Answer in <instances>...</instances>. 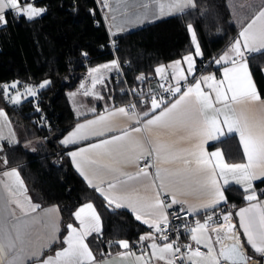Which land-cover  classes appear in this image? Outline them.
Listing matches in <instances>:
<instances>
[{"label": "snow or ice", "instance_id": "snow-or-ice-1", "mask_svg": "<svg viewBox=\"0 0 264 264\" xmlns=\"http://www.w3.org/2000/svg\"><path fill=\"white\" fill-rule=\"evenodd\" d=\"M116 5L115 8H111L113 21H116L118 16L125 20H140L155 18L157 14L162 16L166 11L168 14H172L173 10L183 14L184 10L189 7H195V0H171L167 6L164 3H159L158 9L150 8L149 3L144 0H140V2L137 0H116ZM102 7L110 8L109 0H102ZM46 11V8L36 6V0H0V28L9 23V14L15 18L23 16L31 21ZM187 27L194 51L183 56L182 60L178 59L168 65L172 68L171 80L174 83L167 87L163 84L160 85L168 93V96L175 97L179 94L178 99L172 102L168 100L167 96L144 97L141 94L138 103L121 106L114 109L109 115H99L96 119L78 123L75 129L60 143L68 147L90 137L104 136L106 132L113 130L111 115L118 113L127 117L134 122V127L123 129L121 134L103 139L99 143H92L87 147H80L67 153L89 187H94L97 192L101 193L109 206L115 203L116 207H128L134 213L136 220L153 229V232L142 235L139 243L143 245L145 241H150L146 247L152 249L151 257L158 261H164V264H176L177 259L180 264H185V260L188 261V264H222V261L228 262V264H246L250 258L245 256L241 250L243 245L240 243L236 225L231 223L233 215L231 212L223 213V223H217L215 227L211 228V231L217 233L215 239L217 244L222 243L223 238L233 239L236 243L228 247H221L217 253L211 236L204 234L209 229L208 222L213 220L215 214L208 210L217 209L221 204L227 203L221 181L223 185L233 181L242 187L245 194L244 199L249 202V206L241 208L235 213L239 217V229L243 230L247 244L253 251L264 257V203L259 201L253 183L258 179L264 180V121L257 124L251 123L243 112L238 113L232 106L245 101L260 100L247 69L244 54L257 43L261 48H264V7L239 33V38L234 41L230 52L214 60L217 65L230 64V66L223 67L222 79H217L214 74H207L201 75L200 78L193 79L191 82L188 81V76L195 77L196 58H202L203 53L196 30L191 24ZM116 28L117 31L123 30L119 25ZM83 55L86 56L87 53H83ZM103 67L107 69L109 65L105 64ZM111 67H118V62L112 61ZM155 71L163 75L165 67L159 66ZM91 72L99 73L100 69L93 68ZM101 78V76H95L92 79L93 88ZM137 79L143 80L144 77L141 75ZM50 83L49 80H45L38 86L25 85L23 92L18 90V81H14L10 85L5 83L0 85V96L13 105H18L22 102V98L37 96V88L43 89ZM84 87L82 84L81 88ZM12 90L17 91L13 94ZM89 94L88 89L85 88L84 95L88 96ZM132 94L137 95V90L133 89ZM97 98L103 99L98 94ZM141 106H143L142 110H140ZM37 110L39 111L38 106ZM0 118L7 121V115L3 110H0ZM178 127L186 129L188 133L187 136H180V141L194 139L196 142L192 148L182 149L176 153V158L181 159L184 164L182 170L173 173L167 169H156L155 179L159 180V187L153 199L149 200L128 194L107 195L102 186L93 183V179L97 178L101 169L116 171L117 169L112 167V164L135 162L138 165L140 160L153 155L157 162H166L173 154L172 145L164 142H142L132 133L151 131L153 128L173 130ZM233 133L239 137L243 155L247 160L246 163L226 162L219 149L207 151L205 148L209 141L219 140L221 137ZM3 139V135H0V140ZM0 150H2V145H0ZM102 157H108L112 164H102L99 159ZM3 162L6 165L7 159ZM193 164L195 167H190ZM150 166V164L145 165L146 168ZM86 168L92 171L91 177L85 171ZM141 174L149 175L147 171L138 172L135 175L138 177ZM3 175L15 178L17 190L14 191L10 185L6 184L4 189L8 199L5 200L4 194H0V264H24L25 221L9 222L11 223L9 228L4 223L5 214L10 212L9 204H15L25 215L29 211L36 212L38 206L30 204L29 208L25 209L24 204L21 203L18 193L23 191L24 185L18 171H6ZM121 175L125 179L119 180V183H126L127 180L135 178L124 173ZM193 176L198 178L196 183L199 190H202L207 196L206 201L200 206L205 210V222L201 223L197 220L195 226L184 225L183 227L190 233L191 239L197 246L203 243V246L207 248V253L201 252L199 247L193 250L190 245H185L184 247L189 250L186 255L181 252V247L175 240L169 241L168 234L165 232L169 226L166 209L180 203L176 197L178 194H183L184 188L191 182ZM152 186L157 187L155 182ZM116 187L117 183L115 182L107 184L109 190ZM169 193H171L170 202L162 198ZM259 195H264V190ZM192 211L189 209L188 214H191ZM195 211H199V209ZM73 216L79 227L73 223L66 226L68 235L62 241L66 247L55 251L54 256L42 257V254H33L35 256L33 264H109L107 260L97 262L86 242L88 236L100 230V216L94 205L90 202L85 203L73 213ZM221 231H223L224 237H221ZM158 241H164V243L161 245ZM117 243L121 248L129 249L128 241L119 240ZM6 257L8 258L6 259ZM140 259L142 256L137 257V260ZM144 264H150V261H145Z\"/></svg>", "mask_w": 264, "mask_h": 264}, {"label": "trees", "instance_id": "trees-1", "mask_svg": "<svg viewBox=\"0 0 264 264\" xmlns=\"http://www.w3.org/2000/svg\"><path fill=\"white\" fill-rule=\"evenodd\" d=\"M228 2L195 0V7L183 14L161 18L117 35L119 41L114 52L106 46L109 33L102 16L101 0H36V6L47 9L40 17L29 21L23 16L8 15L9 23L0 28V85L12 81L32 86L45 80L51 83L38 88L37 96L18 105H9L0 96V109L5 110L13 124L25 130L27 140L33 141L30 145L20 143L7 148L0 154V163L3 169L18 171L32 201L40 206L58 207L60 242L47 253L63 245L66 226L76 224L74 211L87 202L94 205L102 224L99 233L87 237L96 257L118 250L119 240L131 243L146 233V227L130 213L110 208L73 169L67 155L70 147L60 144L61 137L78 120L69 94L77 89L89 68L111 60L122 68L131 92L137 90L135 97L148 92L146 83L157 79V67L168 69V65L194 51L189 24L196 30L203 53L196 61L197 71L211 70L214 60L238 38L239 30L231 21ZM263 66L264 53L249 58L252 76L259 84ZM141 75L144 79L138 80ZM113 77L112 86L107 90L109 105L125 104L128 97L113 84ZM42 114L49 120V131L40 117ZM214 146L221 149L226 162L244 160L234 135L217 141ZM255 187H264V180L255 183ZM223 192L227 199L224 205L234 210L246 202L243 190L235 185L224 187ZM223 206L215 210L221 211ZM247 252L261 260L260 255Z\"/></svg>", "mask_w": 264, "mask_h": 264}, {"label": "crops", "instance_id": "crops-1", "mask_svg": "<svg viewBox=\"0 0 264 264\" xmlns=\"http://www.w3.org/2000/svg\"><path fill=\"white\" fill-rule=\"evenodd\" d=\"M137 2H140V0H137ZM144 2L149 3L150 8L158 9L159 3H164L167 6L171 2V0H144ZM109 3H110V8L103 7L102 16H103L104 23L107 27L108 33L113 35V36H117V35L129 32V31H132L137 27H142L146 24L156 22L157 20H159L161 18L170 17V16H173V15L180 13L176 10H173L172 14H168L166 11L165 14L162 16L157 14V16L155 18L150 17V18H144V19H140V20H135V19L125 20L123 17L118 16L117 20L113 21L111 19V15H112L111 8H115L117 6L116 0H109ZM101 4H102V0H101ZM250 4H252V7L254 10L247 20H244L243 22L240 23L241 26H240V28H238V30H239L238 38H239V33L243 30V28L246 27L247 24L250 23L251 20L258 14L260 9L262 7H264V0H250L248 2V5H250ZM244 8L245 7H242L241 9H244ZM189 9H191V7L184 10V12L189 10ZM141 11H143V10L141 9ZM117 25H119L123 30L117 31V28H116ZM232 45L233 44H231L221 55L230 52V48ZM249 51L252 52L251 56L253 57V56L259 55L261 53H264V48H261L259 46V44L257 43L255 45H252L251 50H249ZM250 57L246 58L245 54H244V60L247 63V69L250 73L251 80L255 86V89H256L259 97H260V100L245 101V102H242L239 104H233L232 106L236 109V111L238 113L243 112V114L249 120V122L257 124V123L264 121V92H263L264 91V66L261 69V81H262V83L259 84V82H257L252 76V73H251V70L249 67V58ZM198 58L199 57L196 58V61ZM180 60H182V59H180ZM112 61H114V60L98 64V65L91 67L87 70L85 76L80 81L77 89L75 90L78 92H75V93L76 94L81 93L80 95L83 94V96H85L84 95L85 88L88 89L90 94L88 96H85V98H86L85 103L88 105V107L90 106L89 107L90 110L82 113L80 116H75L78 120L75 122L73 127L61 137L60 141L64 137H66L71 131H73L78 123H84L87 120L96 119L99 115H109V113L113 112L114 109L119 108L121 106H126L125 104L109 105V97H108L109 94H107V90L110 86H112L111 77L117 71V67L116 68L111 67ZM105 64H108L109 68H107V69L104 68L103 66ZM226 66H230V64H223L222 63L221 65H217L216 63H213L211 66V70H209L207 72H198L197 71V63H196V75H195V77L188 76V81L191 82L193 79H198V78H200L201 75H207V74H214L217 79H222L223 78L222 77L223 67H226ZM184 67H186V65H184ZM93 68H99L100 72L99 73H92L91 69H93ZM166 70H168V77L171 79L172 68L165 69V71ZM156 74H157V79L155 81L153 80V81L147 82L146 83L147 87H146L145 91H152V90L156 89L157 81L162 76V74H158V73H156ZM163 75H165V73ZM95 76H101L102 78L95 85V88H93L92 87V79ZM12 82H14V81H12ZM12 82H8L7 84L10 85ZM173 83H174V81H173ZM182 83H184V82H182ZM82 84L85 86L84 88H81ZM24 86L25 85H22L19 82L18 90L23 92ZM16 91L17 90H12V92H16ZM37 91H38V88H37ZM73 93H74V91H73ZM97 94L99 96H102L103 99L97 98ZM30 98H34V97H30ZM30 98H28V99H30ZM178 98H179V94H177V96H175L171 101L174 102V100L178 99ZM69 100H70V98H69ZM94 100L97 103V106H95V107H93V101ZM103 101L105 102V104H103ZM70 103H71V101H70ZM137 103H138V101H137ZM71 106H72V104H71ZM72 108H73V106H72ZM92 109H94V111H92ZM142 109H143V106H141L140 110H142ZM0 110H3V109H0ZM3 111L5 112V110H3ZM6 115H7V113H6ZM110 120H111V123L113 124V130L112 131L106 132L104 136L90 137L89 139L80 141L78 144L69 145L68 147H70V149L68 150V152L77 150L80 147H87L89 144H92V143H99L103 139L110 138L113 135L121 134V131L123 129L131 128V127L135 126L133 121H130L127 117H125L121 114H118V113H116L115 115H111ZM21 129H22L21 131L18 130V134H17V132L15 131V128H14V124L11 122L8 115H7V121H5L3 118H0V135H3V137H4L3 140H0V145H2V150H0V154L3 153L7 148H9L11 146L18 145L20 143L24 144V145H30L33 142L32 140H27L25 130L23 128H21ZM132 135L137 137L142 142L152 141V142L168 143L169 145H172V147H173V154L169 156V158L166 162H163V161L157 162V160L155 159V156L153 155L154 169L146 168V169L141 170V171L137 170V164L135 162H132V163H123L122 162L119 164H112L111 160L108 157L99 158L100 162L102 164H112V167H114L117 170L116 171H108L106 169H101L97 178L93 179V183L95 185L102 186L104 188L105 194H107V195H125V194H128V195H132L135 197H140V198H145V199L150 200V199L154 198L156 190L159 187V180L155 179L156 169L157 168H160L162 170L167 169L173 173L178 171V170H182L184 168V164H183L181 159L176 158V153H179V151L182 149L192 148L196 141L194 139H185L183 141H180L179 140L180 136H187L188 135L187 130L182 128V127H178L176 129H173V130L153 128L151 131L145 130V131H142L140 133H132ZM232 135L236 136V138L239 142V137L235 133L225 135L224 137H221L219 140H221L225 137H228V136H232ZM219 140L209 141L205 145L206 150L207 151H215V150L219 149L221 151L220 148H217L214 146V144ZM62 146H64V145H62ZM240 147H241V150L243 153V148L241 145H240ZM68 157L71 161L73 169L83 179V181L88 185L85 178L80 174V172L77 171L76 167L74 166V164L72 162L71 157L70 156H68ZM242 162H244V163L247 162L245 157H244V160ZM93 167H95V166H93ZM190 167L194 168L195 165L193 164ZM11 170H16V169H13V168L3 169L2 163H0V194H4L5 200L8 199L7 195L5 193V189H4V186L6 184L10 185L14 191L17 190L15 178L3 175L4 172L11 171ZM85 171L88 173V175L90 177L92 176V171L90 169L86 168ZM142 171H147L149 173V175L144 176L141 174L138 177L135 175L136 173L142 172ZM121 173L131 175L135 178L127 180L126 183H119V180L125 179V177H123L121 175ZM19 177H20V180L23 182L20 174H19ZM197 179H198L197 177L193 176L191 179V182L184 188L183 194H178L176 197L180 201V203L185 205L188 209H192L193 210L192 213L195 216H199L201 213L205 212V210L203 208H201L200 206L207 199L206 194L202 190H199L198 185L196 183ZM259 181H261V180L258 179V180L253 182L254 187H255V183H257ZM109 182L117 183V187L115 189L109 190L107 188V184ZM153 182H155V184L157 186L156 188H154L152 186ZM23 185H24L23 191L18 193L19 198L21 200V203L24 204L25 209H28L30 204L31 205H37L38 207L36 209V212H30L29 211L28 214L25 215L24 212H22L21 209L18 208L15 204H9L8 207L10 209V212L5 214L6 219L4 220V223L7 224L8 227L10 228L11 223H16L17 220L25 221V224H24V244H23L24 264H33V260L35 259V256L33 254H42V257H47L48 255L54 256L55 251L62 249L63 247H66V245H62L61 247L57 248L54 252L47 253V251L53 245L60 242L59 234L61 231V215H60L59 209L55 205L40 206L38 203L32 201L30 196L28 195V192H27V189H26L24 182H23ZM221 185H222V190L224 187L230 186V185H235V186L242 189V187L240 185H237L233 181H230L229 184H227V185H223V182L221 181ZM90 188L95 190L94 187H90ZM255 190L258 194L259 201L264 203V195H259L261 193V191L264 190V187H261V188L255 187ZM97 193L104 199V197L101 195V193H99V192H97ZM162 198H165L166 201L170 202L171 193H169L166 197L162 196ZM105 202L108 205L106 200H105ZM87 203H89V202H87ZM253 203H255V202H253ZM84 204L80 205L79 207L83 206ZM223 205L224 204H221L220 206H223ZM247 206H249L248 201H246L244 204L236 207L232 216H233V220L236 224V227L238 229V233H239L241 243L245 247L246 252L251 251L252 253H255L253 251V249L247 244V240L243 235V230L239 229V217L235 215V213H237L241 208H244ZM79 207L76 210H78ZM109 207L112 209H119V210L127 211L135 219L134 213L126 206L116 207V204L113 203ZM196 209H199V211H195ZM209 210H211V209H209ZM45 213H46V215H45ZM145 218H148V217H145ZM136 221L144 227L147 226L144 223H142L141 221H138V220H136ZM9 222H11V223H9ZM75 225L77 227H79L78 222H76ZM101 228H102V224H101V219H100V221H99V229H100L99 232L101 231ZM99 232H93V233H99ZM146 234H148V233L146 232L144 235H146ZM67 235H68V230L65 233L63 239ZM204 235L205 236H211L213 246L216 249L217 253L219 252L221 247L225 246L224 239H222V243L217 244L215 242L216 236L214 234H209L208 232H206ZM63 239H62V241H63ZM192 242L195 244V242L193 240H192ZM199 246L202 247L203 250H205L203 243ZM151 251H152V249L147 247V253L145 255H143L140 253H135L130 249L121 248L119 246L118 250H116L114 252H110L107 255H105L104 257L98 258L94 255V253H93V255H94L95 260L97 262L107 260V261H109V264H144L145 261H150V264H164V261H158L155 258L151 257ZM204 253H206V252L204 251ZM255 254H257V253H255ZM141 256H142V259L137 260V257H141ZM247 257L250 258V259H248V264H264V257H261V260H259L253 256H250L248 254V252H247ZM7 258L8 257H6V259ZM224 263L225 262L222 261V264H224ZM176 264H180V263L178 261H176Z\"/></svg>", "mask_w": 264, "mask_h": 264}, {"label": "built area", "instance_id": "built-area-1", "mask_svg": "<svg viewBox=\"0 0 264 264\" xmlns=\"http://www.w3.org/2000/svg\"><path fill=\"white\" fill-rule=\"evenodd\" d=\"M108 35L109 36H108V40L106 42V46L109 47L112 50V52H114L115 47L118 44L119 40L116 38V36H113L111 34H108ZM251 55H252L251 51L248 50L245 52L246 58L250 57ZM171 83H173V81L168 76L162 75L157 81L156 89L152 90V91L145 92L142 95L144 97H150L151 95H155L157 97H160L161 95H163V96H167L169 99L172 96H168V93L164 89H162L160 87V85L163 84L167 87ZM113 84L118 85L120 93L123 95H126L128 97V101L125 103L126 106L129 104L137 103V101L141 98V94L138 95L137 97H135L132 94L130 88L127 85V82H126L125 76L123 74L122 68L119 66V64L117 67V71L113 77ZM4 100L7 104L13 105L12 103H10L5 98H4ZM40 117L43 119V124L45 126V129L47 131H49L51 128L49 120L47 118H45L44 114L40 115ZM146 164L151 165L150 167H147V168L154 169L153 156H149L146 159L140 160L139 164L137 165V170L141 171V170L146 169V167H145ZM180 209H183L184 211H178ZM188 210L189 209L185 205H183L182 203L174 204L171 208H167L166 212L168 213L169 226H168V228L165 229V232L168 234L169 241L175 240L176 243L181 247V252L185 253L186 255L189 253V250L184 247L185 245H190L193 250L195 248L199 247V250L204 253V250L202 247L197 246L192 242L191 237H190L191 236L190 233L183 226L189 225L190 227H193V226H195V222L197 220H199L201 223H204L205 222V212L201 213L199 216H195V215H193V213L188 214ZM233 211H234V208L231 206H228V205H224L222 207L221 211H216L215 209L214 210L213 209L208 210V212H210V213L214 212L215 214L213 215V220L208 222L209 223V229L207 232L209 234H214L216 236L217 233L212 232L211 228L215 227L217 225V223H223V220H222L223 213L231 212L233 214ZM231 222L234 223V225H236L234 220H233V216H232ZM146 232L151 233V232H153V229H150L148 226H146ZM220 235H221V233H220ZM238 235H239V233H238ZM221 237H223V236L221 235ZM139 240H140V237L134 239L131 243H129V249L135 253H140V254L145 255L147 253L146 245L150 241H145L142 245L141 243H139ZM158 243L163 244L164 241H158ZM240 243H241V240H240ZM241 250L243 251L245 256H247V252H246V249L244 246L242 247ZM176 261H178L180 263L179 259H177ZM185 264H188L187 260H185Z\"/></svg>", "mask_w": 264, "mask_h": 264}, {"label": "rangeland", "instance_id": "rangeland-1", "mask_svg": "<svg viewBox=\"0 0 264 264\" xmlns=\"http://www.w3.org/2000/svg\"><path fill=\"white\" fill-rule=\"evenodd\" d=\"M250 0H229L228 4H229V8L231 11V21L238 27L240 28L241 26V22H243L244 20H247L249 18V16L252 14L253 12V7L252 4L248 5V2ZM242 7H245L244 9H241ZM75 92L78 91H74V93H70L69 94V98L71 101V104L73 106V112L75 116H80L82 113L87 112L90 110V106L88 107V105L85 103V96L80 95V94H76ZM15 92H13L14 94ZM30 97H25L22 98V102L27 100ZM103 104H105V102L103 101ZM97 106V103L95 102V100L93 101V107ZM14 128L15 131L18 134V130L21 131L22 127L20 125L14 124ZM207 253V248H205L204 250Z\"/></svg>", "mask_w": 264, "mask_h": 264}, {"label": "water", "instance_id": "water-1", "mask_svg": "<svg viewBox=\"0 0 264 264\" xmlns=\"http://www.w3.org/2000/svg\"><path fill=\"white\" fill-rule=\"evenodd\" d=\"M165 76H168V70L165 71ZM236 243L235 241L229 242L227 243L224 247H228L231 246L232 244ZM243 252V251H242ZM244 254V253H243ZM245 255V254H244ZM225 262V261H224ZM228 264V262H225ZM246 264H248V261L246 262Z\"/></svg>", "mask_w": 264, "mask_h": 264}, {"label": "bare ground", "instance_id": "bare-ground-1", "mask_svg": "<svg viewBox=\"0 0 264 264\" xmlns=\"http://www.w3.org/2000/svg\"><path fill=\"white\" fill-rule=\"evenodd\" d=\"M232 223V222H231ZM234 224V223H233ZM221 233V235L224 237V233H223V231H221L220 232ZM224 239V243H225V245L227 244V243H229V242H232V241H235V240H233V239H228V238H223ZM236 242V241H235ZM224 264H226V263H224Z\"/></svg>", "mask_w": 264, "mask_h": 264}]
</instances>
